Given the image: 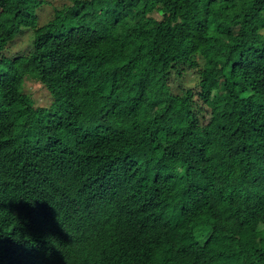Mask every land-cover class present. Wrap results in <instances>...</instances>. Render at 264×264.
<instances>
[{"label":"trees","instance_id":"trees-1","mask_svg":"<svg viewBox=\"0 0 264 264\" xmlns=\"http://www.w3.org/2000/svg\"><path fill=\"white\" fill-rule=\"evenodd\" d=\"M45 3L0 0V264H264V0Z\"/></svg>","mask_w":264,"mask_h":264},{"label":"rangeland","instance_id":"rangeland-1","mask_svg":"<svg viewBox=\"0 0 264 264\" xmlns=\"http://www.w3.org/2000/svg\"><path fill=\"white\" fill-rule=\"evenodd\" d=\"M46 3L39 9V26L45 25L54 16L56 8H63L73 3V0H45ZM264 34V30L262 31ZM34 32L30 28H25L19 36L10 44L5 51L7 57H17L28 55L33 49ZM180 72L173 71L170 77L171 91L176 95H183L188 89L197 86L202 77L200 67L181 64ZM25 92L34 100L36 107H49L52 104V97L48 89L39 81L28 80L25 85ZM197 235L201 243H205L210 235V229L198 228Z\"/></svg>","mask_w":264,"mask_h":264},{"label":"bare ground","instance_id":"bare-ground-1","mask_svg":"<svg viewBox=\"0 0 264 264\" xmlns=\"http://www.w3.org/2000/svg\"><path fill=\"white\" fill-rule=\"evenodd\" d=\"M1 157V156H0ZM258 193H260V192H258ZM108 194V193H107ZM110 195V193L108 194V196ZM256 195V194H255ZM104 197V196H103ZM107 198V197H106ZM97 199V198H96ZM120 200H122V199H120ZM263 201V200H262ZM261 202V201H260ZM113 203H115V202H113ZM103 205V204H102ZM100 208V207H99ZM121 228V227H120ZM104 234V233H103ZM113 234V233H112ZM73 241V240H72ZM118 242V241H117ZM70 243V242H69ZM68 243V244H69ZM74 243V242H73ZM118 244V243H117ZM192 244V243H191ZM186 245V244H185ZM187 247V246H186ZM188 247H189V245H188ZM191 247V246H190ZM188 248H186V250H187ZM193 249V248H192ZM191 250V249H190ZM65 251V250H64ZM63 251V252H64ZM180 251V250H179ZM182 253H183V251H182ZM187 253V252H186ZM188 253H190V252H188ZM190 255V254H189Z\"/></svg>","mask_w":264,"mask_h":264}]
</instances>
